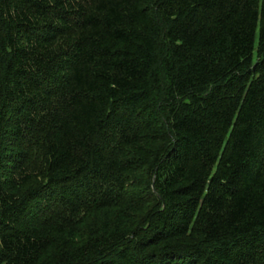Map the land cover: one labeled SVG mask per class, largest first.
Returning a JSON list of instances; mask_svg holds the SVG:
<instances>
[{"label": "trees", "instance_id": "16d2710c", "mask_svg": "<svg viewBox=\"0 0 264 264\" xmlns=\"http://www.w3.org/2000/svg\"><path fill=\"white\" fill-rule=\"evenodd\" d=\"M0 264H264V0H0Z\"/></svg>", "mask_w": 264, "mask_h": 264}]
</instances>
